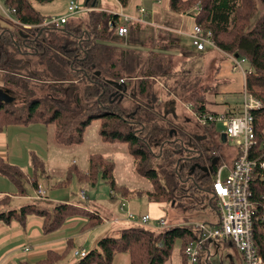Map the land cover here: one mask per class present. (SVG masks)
<instances>
[{"label":"trees","instance_id":"trees-1","mask_svg":"<svg viewBox=\"0 0 264 264\" xmlns=\"http://www.w3.org/2000/svg\"><path fill=\"white\" fill-rule=\"evenodd\" d=\"M36 1L44 2L45 0ZM117 1L121 6H125L129 0ZM2 2L7 8L13 9L10 17L0 15V70L4 73V81H9L13 86L19 88L24 80L21 77H14V74L18 73L24 65L27 66L28 63H31L30 60L28 61L23 57L26 55L36 56L39 58L36 63L43 65L48 72L46 75L50 76L45 77L46 86L52 89L54 93H59L62 96L48 97L44 100L34 98L29 101L25 98L23 103L17 105L15 104L14 95L11 93V88L8 87V95L13 99L10 102L0 101V131L10 125L28 126L34 123H42L54 127L53 138L57 142L62 143L61 145H69L82 143L83 128L88 122L90 123L91 120L95 119L99 123L98 132L105 139L110 137L111 141L115 139L126 141L130 148L136 146L140 140L143 141L138 135L145 125L143 118L138 119L142 107L135 106L129 111H122V109L115 111L111 107V104L121 102L124 99L125 81L129 76L126 75V70H129L130 65L135 61L132 50L121 49L115 55L114 45L109 42L114 27H109L108 21H112L113 24L116 23V15L102 10L87 12L86 16L91 18L88 23L91 30L82 28V23L71 25L70 21L73 19H69L59 27L38 26L45 16L39 15L30 0H2ZM259 2L262 4L261 8ZM96 3L97 0H87L88 5L94 4L93 7H97ZM195 5L198 6V11L194 13V23L211 32L215 47L225 53H237L239 56L245 57L251 67V71L244 77V88L258 99L262 105L252 111L254 133L257 139L253 151L254 153H262L264 152V10L259 11L264 7V0H169V8L177 12H185ZM253 16L256 20L254 23H250ZM23 24L30 27L26 28ZM67 24L74 28L65 31V34L68 33L69 37H73L75 41L61 38L54 39L53 33H48L52 30H63ZM29 29L32 30V34L28 33ZM77 32L79 34L82 32V36L78 35ZM117 66L121 67V72L113 71ZM23 73V76L34 79H40L39 77H41L40 73L31 71ZM150 73L151 71L146 72V74ZM79 81H82L83 84L79 85ZM109 81L120 82L121 87L117 88ZM145 85L141 79L138 85L139 93L146 92ZM82 100H87L93 106L83 108ZM91 100L93 101L91 102ZM42 103L45 105L44 109H42ZM148 104L146 102L144 108L151 112L152 108ZM57 107H61V109ZM192 107L199 113L207 111L204 101L198 104L192 103ZM68 113L72 114L75 122L72 125V131L68 134L69 140L63 142L59 140V136H61V130L67 128L66 122L63 126L57 125L56 132L54 120L65 117ZM81 116L82 119L79 118ZM125 127L129 128L130 131L123 132ZM202 130L207 132L210 127H203ZM160 131L161 129L154 128L149 140L157 141V132ZM169 131L170 129L167 133L172 135L173 133L170 134ZM74 132H77L78 135L75 139H72ZM217 135L220 138V133H217ZM174 142L179 141L176 139ZM209 147L204 146L198 158L194 156L191 157V159L194 158L192 161H190L191 159L188 160L190 162L185 165L186 170H188L185 177L179 176L174 168L171 172L161 171L160 169L157 172L156 169H152L149 171V175L142 173L144 177L152 181L151 189L145 190L147 199L154 202L162 201L158 197L173 194L177 188V182L181 183L182 181H186L187 184L192 182L193 188L203 189L198 179H208L210 176L199 173L197 179L194 178V180L192 176L197 173L200 166L204 165L202 161H205V164L209 163L213 168L216 167L217 162L212 163L213 158L217 156L215 148L213 146ZM131 150L134 152L137 161L147 160L146 156L148 154L146 151L135 150L134 147ZM208 151L209 153H207ZM169 156L170 153L168 152L166 158ZM92 158L93 156L90 158L88 167L90 173L105 179L110 184L112 191L118 192L121 196L135 191L117 184L112 166L102 167L100 161L93 162L91 161ZM136 164L135 168H137ZM33 165H35V168L38 166L36 161ZM192 165L194 167L190 171ZM259 171L262 175H259L260 177L255 176L250 184V199L256 205L252 226L254 243L257 252L264 259V168ZM0 175L5 176L13 183L16 188L13 194L25 193L22 179H26L27 175L18 165L0 160ZM28 182L32 189H36L38 184L37 174L29 177ZM62 182H65V180ZM60 184L62 183H54L53 186ZM209 185L206 189L209 188ZM7 198H9L8 195L0 197V222L6 224L13 220L24 224L27 216L31 214L42 217L41 226L46 233L59 228L71 214L84 215L87 218V223L83 228H90L101 223L99 216L96 217L92 215V212L85 211V209L70 203H56L49 209L40 206L37 202H30L20 205L16 209L10 207L8 203L3 206L4 199ZM171 201L168 203L172 204L173 201ZM176 238L183 241L179 250L182 264H186L183 249L187 242L194 238V232L183 224L164 228L157 234L141 226L123 228L116 235L100 237L96 246L86 250V254L79 257L74 264H111L113 255L120 251L129 254V264H163L170 257ZM70 251L71 246L67 244L65 250L61 253L49 250L44 258L34 263L23 262L21 264H58Z\"/></svg>","mask_w":264,"mask_h":264},{"label":"rangeland","instance_id":"rangeland-1","mask_svg":"<svg viewBox=\"0 0 264 264\" xmlns=\"http://www.w3.org/2000/svg\"><path fill=\"white\" fill-rule=\"evenodd\" d=\"M30 1L40 16L43 15L48 17L51 15L60 16L67 14V2L69 0H45L44 2H38L36 0ZM74 1H76L79 7L84 6L85 0ZM0 5L6 7L2 0H0ZM96 5L98 7H117L114 0H97ZM142 5L143 0H129L128 4L123 8L124 12L121 11L122 9H118V7L117 11L131 15L133 14L131 12H134L135 8L137 10V7H142ZM259 6L260 8L262 6L260 2ZM98 10L95 9V11ZM263 10L264 7L260 9L259 12ZM0 15H2L1 10ZM68 19H73L70 21L71 25L82 23V28L91 30L88 24L91 18L90 16H86V12L71 15ZM255 20L253 16L250 23H254ZM3 24L8 26L5 23ZM72 28L74 27H70V25L67 24L63 30H52L48 33H53L54 39L61 38L75 41L73 37H69L68 33L65 34V31H70ZM148 28V26H144L142 30L132 31V25H129V35L126 36V44L123 43V38L116 37L113 32L109 40V42L114 45L115 55L118 54L121 49H130L135 56V61L130 65L131 68L126 70V75L129 76L125 81L124 99H122L121 102L111 104V107L115 111H120V109H122V111H129L135 106L142 107L138 119L143 118L145 125L143 127L144 129H142L138 135L143 141L140 140V142L136 144V146H132V148L134 147L135 150L141 149L146 151L148 154L146 156L147 160L137 161L134 152L131 150L132 148H130L126 141L123 142L120 139L111 141L110 137L106 139L101 137L98 132L99 123L95 119L91 120L90 123L88 122L83 128L81 135L83 142L69 145H61L62 143L57 142L53 138L54 127L51 125L34 123L28 127L21 126L19 128L20 132L19 129H17L18 132L16 133V136L19 138L16 144L18 155L11 160H13L28 177L37 174V188L40 185L44 194H36L37 188L31 190L29 182L24 178L22 179V185L25 189L27 188L30 196L27 195L28 197L23 199H14V196L25 195H8L9 198H7L8 200L4 199L5 203H3V206L7 203L10 206L12 202L15 207L30 202H37L39 205H44L45 208L48 207L51 209L53 203L43 199L46 197L47 192L49 198H52L53 195H59L63 200H67L69 203L82 206L90 211L98 212L105 219L116 218L122 215L123 219H127L124 215L125 213L118 209L121 199L127 204L126 210L131 211L136 217H140L144 213L152 215L145 225H137L134 222L122 220L113 224H106L104 222L106 227L103 229L109 228V233L105 236L116 235L121 229L133 226H141L157 234L163 230V227H157L156 222L159 218H162L167 224H180L181 222L188 221L192 223L206 222L213 226L216 223L218 215L214 209V200L211 199V196L206 191H198L193 188L192 182L189 184H187L186 181H182L181 183L177 182V188L173 194L160 195L158 197L159 200H162L158 202L162 203L149 204L145 190L151 189L152 181L144 177L142 173H147L149 175V171L152 169H156L157 172H159L158 169L171 172L172 168H174L179 176L182 175L185 177L188 172L185 165L194 159H191V157L195 156L198 158L204 146L209 147L211 145L215 148L216 145L220 148L219 153L225 157V162L228 161L233 154L234 149H236L233 142L229 140L222 141L221 138L215 139L213 131L216 130L221 132L224 129L220 123H216L213 129L208 130L211 132L208 133L211 140H201L200 135L207 134V132L202 130L196 123L195 116L188 110L192 103L198 104L201 101H204L207 111L217 109V107H214V104L221 102V99L218 94H216L217 79L215 78V72L218 67L217 59L220 56L217 52H213L210 57L206 56V52L203 54L197 53L196 50L194 51L192 48V43H190L191 40L185 36H182L181 40L184 45L180 44L178 47H173L168 41L166 43L160 41V44L152 45L156 32L147 30ZM28 31L29 34H32V30L29 29ZM78 32V35L82 34V32L80 34ZM83 45H85V43H83ZM214 48L217 50L216 47ZM23 58L28 61L30 60L31 63H28L27 66L24 65L18 73L14 74V77H21V79L24 80L19 88L13 86L9 81H4V73L0 70V87L3 86V88L6 89L8 87L11 88L9 89L15 97V104L19 105L23 103L25 98L29 101L34 98H41L44 100L48 97L62 96L59 93H54L52 89L46 86L45 77L50 76L46 75L48 72L43 65L36 63L37 60L39 61L38 57L26 55ZM242 65L246 67V64L242 63ZM28 71L40 73V79L23 76V72ZM113 71L121 72L122 69L120 66H117ZM147 71H151V73L146 74ZM141 79L143 83L146 84V92L144 91V93H139L138 90L139 81ZM82 84V81H79V85ZM27 95L28 97H26ZM92 101L93 100H91V102ZM146 102L149 103L148 105L152 108L151 112L144 108ZM82 104L83 108L90 105L93 106L92 103L87 100H82ZM44 108L45 105L42 103V109ZM57 108L61 109V107ZM170 108H172L173 111H170ZM79 118L82 119V116ZM54 121L56 123V132L58 129L57 125L63 126L64 122H66L65 125H67V128L61 130L59 140L63 142L69 140L68 134L72 131V125L75 122L72 118V114L68 113L65 117L56 118ZM154 128H159L161 131L157 132V141H150L149 137L151 133L154 132ZM169 129L174 131L172 135L167 133ZM128 130L130 131L129 128L125 127L123 132ZM194 134L198 136L196 141ZM73 135L72 139H75L78 134L74 132ZM176 139L179 142L175 143L174 140ZM168 152L170 156L166 158ZM207 153H209V151ZM91 156H93L91 161H100L102 167H113V175L118 185H123L135 191L133 193L128 192L124 196L119 195L118 192L112 191L110 189V184H108L105 179L99 177V175L96 176L90 173V168L88 167ZM189 159L191 160L188 161ZM35 161L36 164H38L36 168L35 165H33ZM202 163L205 165L206 162L202 161ZM135 164L137 168H135ZM199 173L204 172L199 169L197 173L192 176V179H197V174ZM1 177L3 176H0V178ZM64 180L65 182H62ZM59 182L62 184L53 186L54 183ZM198 182L203 189H206L210 183V178L198 179ZM8 185L9 189L7 190L12 191L14 189L13 185ZM81 190L85 191L87 198L81 196ZM137 191L139 192L138 194L136 193ZM3 195L4 194L0 195V197ZM170 200L173 201L172 204L174 205L168 203ZM210 200L212 201L211 204L208 202ZM85 229L89 228H83L82 230L85 231ZM182 243V239H175L169 257L170 264H179V248ZM93 247H95V242L92 241L86 245L87 250ZM207 249L209 250L207 259H205L207 250L204 249L201 251L199 261L194 264H238L236 249L228 243H224L222 240H217L216 243L213 241L207 243ZM75 250L79 249L71 246V251L64 259L58 262V264L64 263L63 261L69 258L73 261L78 260L79 257L74 255ZM120 253L125 254L124 252Z\"/></svg>","mask_w":264,"mask_h":264},{"label":"built area","instance_id":"built-area-1","mask_svg":"<svg viewBox=\"0 0 264 264\" xmlns=\"http://www.w3.org/2000/svg\"><path fill=\"white\" fill-rule=\"evenodd\" d=\"M194 11L197 12L198 6H194ZM95 8L85 4L83 7L74 0L67 2V14L60 16H48L43 19L38 26L59 27L64 25L71 15L81 12L92 11ZM2 14L10 17L13 9L2 7L0 5ZM144 13L145 9L140 7L137 9ZM117 16V22L113 24L108 21L109 27H114V35L119 38H125L128 34V27L131 22H140V17L125 14L123 12L112 13ZM24 27H30L23 24ZM189 37L192 45L196 50L201 51L206 47L214 48L215 44L211 38V32L204 30L199 24H193ZM233 69L239 71L243 77L251 71L247 59L243 56L230 55ZM242 63L247 64V67ZM261 102L253 97L249 92L242 88L240 110L235 114L221 112H202L195 111L192 105L188 110L195 116L196 123L201 127H210L213 129L216 123H220L224 129L221 132L225 133V139L233 142L236 146V155L233 158L232 164L227 166V173H224L225 165H216L211 167L209 163L203 165L207 168L202 170L206 175L210 176V185L205 189L211 199L214 200V209L218 215L216 223L211 226L206 222H189L183 224L189 227L194 232V238L187 242L183 249L186 264H194L199 261L202 250L207 249V243L222 240L224 243L232 245L239 256L240 264H264L263 257L257 252L253 233V215L256 205L252 203L250 184L255 176L262 175L259 171L264 168V152L254 153V148L257 144V139L254 133V117L252 111L260 108ZM220 133V131H217ZM199 135V134H198ZM195 139L198 137L194 134ZM217 157V156H216ZM218 159V157H217ZM217 161V160H216ZM215 161V163H216ZM260 177V176H259ZM36 194L43 195L44 192L39 185ZM80 194L83 198H87L85 191L81 190ZM37 195V196H38ZM126 202L121 199L118 205L120 211L124 212L125 217L129 222H134L138 225H145L148 223L150 216L142 214L136 217L131 211L126 210ZM157 227H163L166 223L162 218L156 222ZM86 254L85 249L75 250V256L82 257Z\"/></svg>","mask_w":264,"mask_h":264},{"label":"crops","instance_id":"crops-1","mask_svg":"<svg viewBox=\"0 0 264 264\" xmlns=\"http://www.w3.org/2000/svg\"><path fill=\"white\" fill-rule=\"evenodd\" d=\"M114 1L117 4L118 9L120 10L122 9L121 11L124 12L123 8L128 3L125 6H121L117 0ZM90 6L93 7L94 4H90ZM117 7L97 6L94 8L97 10L99 9L102 11H107L109 13L111 12L118 13ZM142 7L145 9L144 13L139 12L138 10H136V8L134 12L133 11L131 12L133 13L131 14L132 16L134 15L136 17H140L141 19L140 22L134 21L131 22L129 25H132V31L142 30L144 26L149 27L147 30L155 31L156 35L154 36L152 45H158L161 42L166 43L168 41L171 42L170 45H172L173 47H178L180 46V44H183L181 42L182 36H185L190 40L189 32L193 24H195L194 6L185 12L182 11L177 12V11H172L169 8V0H143ZM128 35L129 32L127 36ZM123 39H124L123 43L126 44V37ZM192 48L194 49V51L196 50L193 45ZM219 51L220 50L218 49L215 50V48H211V47H206L201 51L196 50V52L200 54L206 52L205 54L207 57H210L213 52H217L220 56L217 59L218 67L215 72V78L217 79L216 94H218V96L220 97L221 102L214 104V107H217L216 110L208 111V112H213V113L227 112V113L235 114L240 110V101H241L242 88L244 84V77L239 71L237 72L235 69L232 68L233 64L230 57L231 54L225 53L223 51L220 52ZM1 88L5 89L3 88V86ZM28 126H22V127H28ZM20 127L21 126L10 125L4 127L0 131V160L11 164H16L11 159L18 155V148H16L17 146L16 144L18 143L19 138L16 136V133L18 132L17 129H19ZM216 132H217L216 130L213 131V133L215 134V139L216 138L219 139V136L217 135ZM208 133L211 132L207 131L206 134L207 136L205 138H202L204 137L205 134H201L200 135L201 140H208V141L209 139L211 140L210 136H208ZM263 138H264V129H263ZM215 151L218 157L216 162L218 165L226 166V168L224 169V173L226 174L227 166H230V164H232L233 158L236 155V149H234L233 154L226 162H225L226 160L225 157L222 156L221 153H219L220 148H218L216 145H215ZM1 178H0V195L4 194L11 196L15 192V187L13 183L5 176ZM28 178L29 177L27 175V178L25 180L28 181ZM39 183L41 184L40 181ZM8 184L13 185L14 189L12 191L7 190L9 189ZM198 188L199 187L195 189L197 190ZM30 189L32 190L31 186ZM199 190H205V189H198V191ZM24 195L25 196H14L13 198L23 199L28 197L27 195H29V193L27 191V188L25 189ZM43 199L49 200L50 202L53 203V205L60 202L69 203L67 200H63L59 195H53L52 198H49L47 192H46V197ZM208 202L210 204L212 203L211 200ZM148 203L152 205L153 203H162V202L149 201ZM72 205L81 207L82 209H85V211L87 210L88 212H92V215L96 217L99 216V218L101 219V223L93 227H90L89 229H85V231H83L82 229L83 226L87 223V218H85L84 215L71 214L67 217V219L59 228L46 233L42 230V226H41L43 221L42 217L35 214L28 215L24 224H21L19 221L16 220H13L9 224L0 222V264H21L23 262L34 263L44 258L45 254L49 250L55 251L57 253L63 252L67 244L78 249L87 250L86 245L90 241L95 242V246H96L99 238L109 233V228L103 229L104 227H106V225H104V222L106 224H113L121 220L128 222V220L123 219V215L116 218L105 219L96 211H90L76 204H72ZM10 206L16 209L19 207V206L15 207L13 205V202L11 203ZM42 207H44V205H42ZM146 214L152 216L149 213ZM185 223H189V222L184 221L181 222L179 225ZM172 225H176V224L166 223L163 226V229L170 227ZM120 252H124V251H120ZM120 252H117L113 255L111 264H129V254L127 252H124L125 254H121ZM179 255H180L179 264H182L180 250H179ZM236 257L238 259V264H240L239 256L237 252H236ZM76 261L77 260L73 261L69 258L63 261L64 263H60V264H74ZM163 264H170V259L168 258Z\"/></svg>","mask_w":264,"mask_h":264},{"label":"water","instance_id":"water-1","mask_svg":"<svg viewBox=\"0 0 264 264\" xmlns=\"http://www.w3.org/2000/svg\"><path fill=\"white\" fill-rule=\"evenodd\" d=\"M85 4H87V0L84 1ZM235 56H238V54L236 53ZM110 83H112L113 85H115L117 88L121 87V83L120 82H115V81H109ZM13 99V97L8 95V90L7 89H2L0 87V101L2 102H10ZM206 137V135H204V138ZM220 138L222 139V141L225 140V133L224 132H220ZM198 139V137H197ZM217 160V157L215 156L212 160V163H215V161ZM193 167V165H192ZM200 168L204 171L207 170V168L200 166Z\"/></svg>","mask_w":264,"mask_h":264},{"label":"flooded vegetation","instance_id":"flooded-vegetation-1","mask_svg":"<svg viewBox=\"0 0 264 264\" xmlns=\"http://www.w3.org/2000/svg\"><path fill=\"white\" fill-rule=\"evenodd\" d=\"M170 111H173V109H172V108H170ZM169 132H170V134H172L174 131L170 129V131H169ZM193 167H194V166H193ZM193 167H192V166L190 167V171L192 170V168H193ZM190 171H189V172H190Z\"/></svg>","mask_w":264,"mask_h":264}]
</instances>
